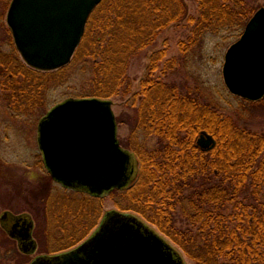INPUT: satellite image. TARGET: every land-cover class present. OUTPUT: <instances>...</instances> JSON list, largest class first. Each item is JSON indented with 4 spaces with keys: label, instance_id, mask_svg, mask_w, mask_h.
Listing matches in <instances>:
<instances>
[{
    "label": "trees",
    "instance_id": "obj_1",
    "mask_svg": "<svg viewBox=\"0 0 264 264\" xmlns=\"http://www.w3.org/2000/svg\"><path fill=\"white\" fill-rule=\"evenodd\" d=\"M196 1L199 13L189 19L190 45L208 34L242 31L254 12L251 0ZM186 14L183 0H103L90 15L69 63L78 62L83 70L90 66L84 97L105 100L122 88L129 91L131 59ZM5 44L11 53L1 50ZM162 58L160 52L151 55L149 76ZM168 64L172 69L175 62ZM54 73L22 63L10 29L2 30L0 92L13 116L38 111ZM142 88L141 104L129 121L135 146L127 149L138 160V176L130 187L112 194L127 203L123 209L156 227L194 264H264V137L241 129L231 117L218 116L202 102V92L187 82L163 83L150 76ZM244 101L262 106L264 98ZM140 132L156 138L154 150L139 145ZM203 133L216 141L209 151L197 146Z\"/></svg>",
    "mask_w": 264,
    "mask_h": 264
},
{
    "label": "water",
    "instance_id": "obj_2",
    "mask_svg": "<svg viewBox=\"0 0 264 264\" xmlns=\"http://www.w3.org/2000/svg\"><path fill=\"white\" fill-rule=\"evenodd\" d=\"M103 0H12L7 25L15 47L29 67L51 72L67 66L84 35L93 10ZM224 83L230 93L257 101L264 96V8L246 24L226 52ZM112 102L69 98L39 121L37 143L48 174L63 188L94 197L130 187L138 176L135 156L123 149ZM197 145L216 146L201 134ZM21 240L30 239V222ZM18 223V221H16ZM15 224L12 237L20 235ZM16 228V229H15ZM29 248L34 247L29 242ZM26 252V251H25ZM31 264H186L182 254L142 220L109 213L95 233L76 249Z\"/></svg>",
    "mask_w": 264,
    "mask_h": 264
},
{
    "label": "rangeland",
    "instance_id": "obj_3",
    "mask_svg": "<svg viewBox=\"0 0 264 264\" xmlns=\"http://www.w3.org/2000/svg\"><path fill=\"white\" fill-rule=\"evenodd\" d=\"M11 2L0 0V34L4 28H8L6 18ZM183 2L187 10L186 17L161 30L153 44L131 59L127 70L131 86L129 91L122 88L115 96L105 99L112 102L118 124V140L126 149L135 146L134 137L131 141L129 121L134 115L133 108L141 104L143 79L150 76L154 81L187 82L191 88L197 87L204 96L202 102L207 103L218 116L231 117L241 129L264 137V101L262 106L245 102L228 91L223 79L225 54L238 41L244 29H230L220 35L208 34L197 44L190 45L192 28L189 19L198 17L199 8L196 0ZM250 4L254 10L251 19L259 9L264 8V0H251ZM1 50L9 54L12 48L5 44ZM155 52H160L163 58L157 70L149 76L150 57ZM169 61L175 62L172 69L166 67L172 66L168 64ZM81 65L74 61L71 66L64 67L61 73L54 72L62 68L45 72L54 74L41 96L42 105L27 117L13 116L0 92V212L12 208L15 213H30L37 223L38 233L42 230L44 234L40 235V248L35 254L22 256L12 246L7 253L0 251V264H27L40 252H46L47 255L70 252L87 241L104 217L113 212L137 217L172 244L156 227L139 215L123 209L122 204L126 207L127 203L119 195L111 193L91 200L82 194L67 193L43 172L37 144L38 123L56 104L69 98H85V93L89 92L91 74L90 66L83 70ZM139 141L140 146L144 145L149 150L157 146L156 138H147L143 132L139 134ZM183 257L186 264H194L184 254Z\"/></svg>",
    "mask_w": 264,
    "mask_h": 264
},
{
    "label": "flooded vegetation",
    "instance_id": "obj_4",
    "mask_svg": "<svg viewBox=\"0 0 264 264\" xmlns=\"http://www.w3.org/2000/svg\"><path fill=\"white\" fill-rule=\"evenodd\" d=\"M40 165L42 166L41 168H42L43 172L46 173V170L44 168V164L42 161L41 153H40ZM53 183L56 184L55 182H53ZM56 185H58V184H56ZM25 220L30 222V230H29L30 239H25V241H23V240H21L20 236H23V229H24L23 223L25 222ZM16 221H18V223H16ZM29 222H26V223H29ZM15 224H18V227L16 226V228H17L18 232H20V235H15V237H12L10 235V232H11V230ZM37 228H38L37 223L34 220V217L30 213H27V212L15 213L12 208H5L2 212H0V240H1V237L3 239L2 241H0V251L3 253H7V252L11 251L12 246H15V250L20 255L25 256V257L26 256H32L40 248V242H41L40 237L44 235L42 230L39 231L41 233H38ZM29 242H31L32 246L34 247L33 251H31V248H29ZM9 246H11V247H9ZM56 255H57V253L47 255L46 252H40L37 255H35L32 258V260L29 261L27 264H31L37 258L54 257ZM11 260H12V258H11Z\"/></svg>",
    "mask_w": 264,
    "mask_h": 264
}]
</instances>
